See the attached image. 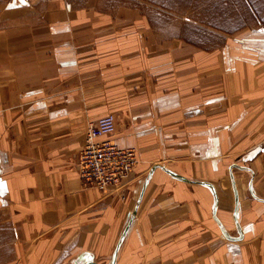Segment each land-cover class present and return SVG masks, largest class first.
I'll return each instance as SVG.
<instances>
[{"label":"crops","instance_id":"crops-1","mask_svg":"<svg viewBox=\"0 0 264 264\" xmlns=\"http://www.w3.org/2000/svg\"><path fill=\"white\" fill-rule=\"evenodd\" d=\"M75 3L0 0V213L15 230L12 262L264 264V29L242 30L256 43L224 45L219 114L217 94L203 93L215 54L191 45L190 78H161L148 96L136 68L166 67L137 45V26L152 33L145 16ZM111 103L124 108L113 139L136 148L138 163L102 191L83 184L75 162L89 122L118 113ZM231 118L255 135L237 161L216 144L232 150Z\"/></svg>","mask_w":264,"mask_h":264},{"label":"rangeland","instance_id":"rangeland-1","mask_svg":"<svg viewBox=\"0 0 264 264\" xmlns=\"http://www.w3.org/2000/svg\"><path fill=\"white\" fill-rule=\"evenodd\" d=\"M84 1L72 0L74 3ZM100 3L105 12H116L118 8L123 10L124 7L126 9L127 7L135 8L137 12L139 11L145 16L151 26L152 33L146 32L143 27L137 26L143 20L136 18L134 21L137 26V45L143 44L142 47L140 46L141 48L151 47L147 52H151L150 58L153 60L151 63L153 68L166 67L162 74L159 70L155 73L148 71L150 63H144L145 70L144 66L136 68V72L140 73L138 79L146 77L150 80L149 85L142 86L143 90L146 89L149 93L148 96L154 94L150 93V89L151 92H155V89L159 88L161 78L172 83L177 82V78L179 80L190 78L191 65L188 64L191 63L186 61V56L191 52V45H196L200 47L201 53L204 50H209L215 54V69L217 72L215 77L217 75V78L214 79L212 86L204 87L206 92L203 93H207L208 89L210 92H215L217 94L218 113H222L219 112L220 110L223 113L226 112L224 108L225 96L223 97L225 93L224 80L221 72H219L222 49L224 45L230 46L232 44V46H237L239 49L240 45L245 46L257 42L256 39L243 36L242 30L245 29L248 35H252L254 32L264 29V0H100ZM150 42L152 44L149 45ZM173 42H176V44L171 46ZM147 58L150 59L149 56ZM203 60V58H200L201 73L209 67L202 63ZM178 62H180V67ZM177 68H180L179 75H177ZM181 71H184L185 74L181 75ZM201 90H203L202 87ZM111 104L118 108L119 114L116 111L113 112L117 121L124 113L123 103ZM218 113L217 115H219ZM220 118L217 117V121H220ZM231 121V132L229 134L226 132L225 135L226 139L228 137L233 142L232 150H223V144H220L223 137L216 139V144L217 147H220L221 153L226 152L229 160L237 161L240 160L241 152L245 150L243 148L239 149V146L245 144V141L250 143L251 137L255 135L241 134L239 132V119L231 118ZM201 123L203 122L201 121ZM184 130L186 131L185 127ZM185 136L186 132L183 137L185 138ZM220 151L217 150L216 159L220 158ZM197 155L202 162L206 158V151L199 150ZM221 171L217 166V176L222 173ZM8 220L5 214L0 213V264H15L12 262L15 254V230Z\"/></svg>","mask_w":264,"mask_h":264},{"label":"built area","instance_id":"built-area-1","mask_svg":"<svg viewBox=\"0 0 264 264\" xmlns=\"http://www.w3.org/2000/svg\"><path fill=\"white\" fill-rule=\"evenodd\" d=\"M116 116L108 113L90 121L85 143L76 156V171L86 186L106 190L121 186L138 163L133 147H121L113 139Z\"/></svg>","mask_w":264,"mask_h":264},{"label":"snow or ice","instance_id":"snow-or-ice-1","mask_svg":"<svg viewBox=\"0 0 264 264\" xmlns=\"http://www.w3.org/2000/svg\"><path fill=\"white\" fill-rule=\"evenodd\" d=\"M10 7H11V5H10Z\"/></svg>","mask_w":264,"mask_h":264}]
</instances>
